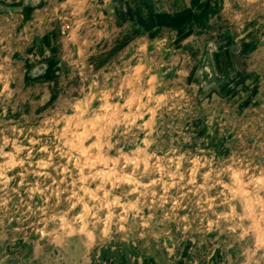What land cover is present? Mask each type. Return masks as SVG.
<instances>
[{
  "label": "rangeland",
  "instance_id": "rangeland-1",
  "mask_svg": "<svg viewBox=\"0 0 264 264\" xmlns=\"http://www.w3.org/2000/svg\"><path fill=\"white\" fill-rule=\"evenodd\" d=\"M0 264H264V0H0Z\"/></svg>",
  "mask_w": 264,
  "mask_h": 264
}]
</instances>
